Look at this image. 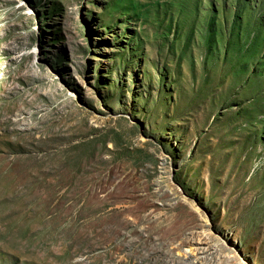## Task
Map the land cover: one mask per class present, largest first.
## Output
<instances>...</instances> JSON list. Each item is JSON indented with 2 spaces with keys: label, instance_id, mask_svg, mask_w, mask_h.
Masks as SVG:
<instances>
[{
  "label": "rangeland",
  "instance_id": "1",
  "mask_svg": "<svg viewBox=\"0 0 264 264\" xmlns=\"http://www.w3.org/2000/svg\"><path fill=\"white\" fill-rule=\"evenodd\" d=\"M0 264H264V0H0Z\"/></svg>",
  "mask_w": 264,
  "mask_h": 264
}]
</instances>
